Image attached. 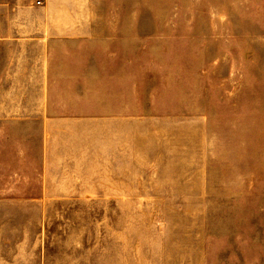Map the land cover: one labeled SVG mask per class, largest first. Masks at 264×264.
<instances>
[{
    "label": "rangeland",
    "instance_id": "rangeland-1",
    "mask_svg": "<svg viewBox=\"0 0 264 264\" xmlns=\"http://www.w3.org/2000/svg\"><path fill=\"white\" fill-rule=\"evenodd\" d=\"M90 2L122 38V202L0 205V264H264V0Z\"/></svg>",
    "mask_w": 264,
    "mask_h": 264
},
{
    "label": "crops",
    "instance_id": "crops-1",
    "mask_svg": "<svg viewBox=\"0 0 264 264\" xmlns=\"http://www.w3.org/2000/svg\"><path fill=\"white\" fill-rule=\"evenodd\" d=\"M117 28L90 0H0V205L122 202Z\"/></svg>",
    "mask_w": 264,
    "mask_h": 264
},
{
    "label": "built area",
    "instance_id": "built-area-1",
    "mask_svg": "<svg viewBox=\"0 0 264 264\" xmlns=\"http://www.w3.org/2000/svg\"><path fill=\"white\" fill-rule=\"evenodd\" d=\"M30 1L34 6H41L44 3V0H30Z\"/></svg>",
    "mask_w": 264,
    "mask_h": 264
}]
</instances>
